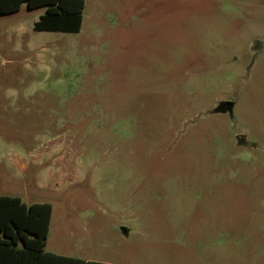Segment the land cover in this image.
<instances>
[{
  "label": "rangeland",
  "instance_id": "rangeland-1",
  "mask_svg": "<svg viewBox=\"0 0 264 264\" xmlns=\"http://www.w3.org/2000/svg\"><path fill=\"white\" fill-rule=\"evenodd\" d=\"M84 3L0 15V195L51 205L47 252L264 264V0Z\"/></svg>",
  "mask_w": 264,
  "mask_h": 264
},
{
  "label": "trees",
  "instance_id": "trees-1",
  "mask_svg": "<svg viewBox=\"0 0 264 264\" xmlns=\"http://www.w3.org/2000/svg\"><path fill=\"white\" fill-rule=\"evenodd\" d=\"M43 8L35 32L78 33L84 0H0V15ZM51 205L26 204L19 197L0 195V264H101L45 251Z\"/></svg>",
  "mask_w": 264,
  "mask_h": 264
},
{
  "label": "crops",
  "instance_id": "crops-1",
  "mask_svg": "<svg viewBox=\"0 0 264 264\" xmlns=\"http://www.w3.org/2000/svg\"><path fill=\"white\" fill-rule=\"evenodd\" d=\"M48 240V239H47ZM47 244V243H46ZM88 246H92V243L89 242ZM46 248V247H45ZM63 249V248H62ZM46 251V250H45ZM47 252V251H46ZM48 253H52V254H55V255H59V256H65V257H73V258H78V259H81L83 260L84 262H95V263H101V264H110L108 262H102V261H99V260H92V259H89L87 257H75V256H70V255H65V254H62V253H55V252H48Z\"/></svg>",
  "mask_w": 264,
  "mask_h": 264
},
{
  "label": "flooded vegetation",
  "instance_id": "flooded-vegetation-1",
  "mask_svg": "<svg viewBox=\"0 0 264 264\" xmlns=\"http://www.w3.org/2000/svg\"><path fill=\"white\" fill-rule=\"evenodd\" d=\"M230 107L227 105V106H222L219 110L220 112H227V111H230Z\"/></svg>",
  "mask_w": 264,
  "mask_h": 264
},
{
  "label": "water",
  "instance_id": "water-1",
  "mask_svg": "<svg viewBox=\"0 0 264 264\" xmlns=\"http://www.w3.org/2000/svg\"><path fill=\"white\" fill-rule=\"evenodd\" d=\"M228 106H229V105H228ZM221 107H222V106H219L218 109L216 110V112H220L219 109H220ZM229 107H230V106H229ZM230 108H231V107H230Z\"/></svg>",
  "mask_w": 264,
  "mask_h": 264
}]
</instances>
